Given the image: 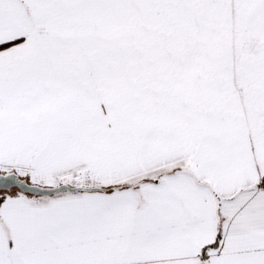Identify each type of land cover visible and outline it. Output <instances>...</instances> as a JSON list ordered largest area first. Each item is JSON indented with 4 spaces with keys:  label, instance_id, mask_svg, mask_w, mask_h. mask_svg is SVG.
<instances>
[{
    "label": "snow or ice",
    "instance_id": "snow-or-ice-1",
    "mask_svg": "<svg viewBox=\"0 0 264 264\" xmlns=\"http://www.w3.org/2000/svg\"><path fill=\"white\" fill-rule=\"evenodd\" d=\"M0 264H264V0H0Z\"/></svg>",
    "mask_w": 264,
    "mask_h": 264
}]
</instances>
